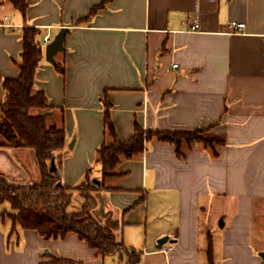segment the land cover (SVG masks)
I'll list each match as a JSON object with an SVG mask.
<instances>
[{"label":"crops","instance_id":"crops-1","mask_svg":"<svg viewBox=\"0 0 264 264\" xmlns=\"http://www.w3.org/2000/svg\"><path fill=\"white\" fill-rule=\"evenodd\" d=\"M27 3L24 17L0 0V76L19 77L23 28L37 27L44 54L35 90L51 106L37 112L65 127L66 145L55 153L63 184L75 188L90 168L101 179L108 105L123 139L136 121L152 130L202 129L213 144L184 142L178 152L153 137L141 155L123 158L121 174L95 193V215L139 248L137 264H210V240L215 264H264V0ZM64 24H71L66 49L54 64L45 37ZM6 95L0 81V105ZM27 156L37 161L33 148L0 146L1 175L36 182L40 170L32 172ZM6 217L0 264H107L116 255L103 257L73 231L45 238L20 223L14 229Z\"/></svg>","mask_w":264,"mask_h":264},{"label":"trees","instance_id":"trees-1","mask_svg":"<svg viewBox=\"0 0 264 264\" xmlns=\"http://www.w3.org/2000/svg\"><path fill=\"white\" fill-rule=\"evenodd\" d=\"M8 1L26 17L27 0ZM98 7H94L90 15ZM39 33L40 30L35 26L23 28L21 73L17 78L0 76L7 91L6 100L0 105V135L3 139L0 146L33 148L40 167V178L30 184H20L0 175V205L7 202L12 208L0 212V216L7 214L12 219L14 229L20 223L24 228L36 229L45 238H61L69 232H76L103 257L126 254L127 264H137L141 258L140 252L128 248L111 225L101 222L94 215L92 210L98 203L95 193L106 187L109 179L121 174L116 168L123 158L141 155L145 151L146 142L153 137L176 144L178 152L184 142L191 144L200 141L209 145L214 141L204 137L202 129L152 130L146 129L139 121L134 124V133L123 139L116 130L108 105L104 114L106 139L98 149L102 172L100 181H94L90 168L81 185L75 188L64 185L60 161H56L58 169L53 171L50 163L55 153L66 145L65 127L51 122L49 112H37L51 107L44 91L35 90L36 73L44 54V46L38 40ZM56 65L64 72L59 63ZM75 189L82 195L83 204L78 210H70ZM143 199L141 197L134 205ZM208 256L210 264H215L211 240Z\"/></svg>","mask_w":264,"mask_h":264},{"label":"water","instance_id":"water-1","mask_svg":"<svg viewBox=\"0 0 264 264\" xmlns=\"http://www.w3.org/2000/svg\"><path fill=\"white\" fill-rule=\"evenodd\" d=\"M71 26L70 25H63L59 32L54 36V38L52 40H50V42H48L46 44V47H45V53H46V59L52 63H56L57 60H56V55L60 52V51H63L66 49L65 47V44H64V41H65V38H66V34L69 30V27ZM50 169L53 171L55 169H58V166H57V162H56V156H53L52 160H51V163H50ZM95 182H98L100 180L98 179H94ZM220 225L223 226L224 225V221L221 220L220 222ZM169 240V237L168 236H164L162 238H160L158 240V243L159 244H164L165 242H167ZM261 256L263 257L264 259V252H261Z\"/></svg>","mask_w":264,"mask_h":264},{"label":"rangeland","instance_id":"rangeland-1","mask_svg":"<svg viewBox=\"0 0 264 264\" xmlns=\"http://www.w3.org/2000/svg\"><path fill=\"white\" fill-rule=\"evenodd\" d=\"M1 136V135H0ZM27 162H28V165L32 168V172H34L35 170L38 171L40 170V167H38V163L37 161H34L31 157L27 156ZM61 163V162H60ZM36 164V165H35ZM35 166V167H34ZM100 169V168H99ZM40 172V171H39ZM101 172V171H100ZM2 173H0L1 175ZM40 178V176H39ZM85 181V180H84ZM83 181V182H84ZM83 182H80L78 185H81ZM16 183H20V184H30L28 181H23V180H18V182ZM82 204H83V197L82 195L80 194L79 191H73V200H72V203L71 205L69 206V209L70 210H78L82 207ZM98 206V203L96 205V207ZM95 208H93V213L95 215ZM6 210H12L11 208V205L9 203H4L2 205H0V212L2 211H5ZM4 216L6 218H8V215L7 214H4ZM96 216V215H95ZM97 217V216H96ZM98 218V217H97ZM99 219V218H98ZM101 221V219H99ZM102 222V221H101ZM137 250L139 248H136ZM127 262V257L126 256H121L119 254H116L115 257H110L109 258V262L107 264H126Z\"/></svg>","mask_w":264,"mask_h":264},{"label":"built area","instance_id":"built-area-1","mask_svg":"<svg viewBox=\"0 0 264 264\" xmlns=\"http://www.w3.org/2000/svg\"><path fill=\"white\" fill-rule=\"evenodd\" d=\"M232 25H233V26H236V27H240V28L245 27V23H243V22H242V23H241V22H240V23H237L236 21H233V22H232ZM196 27H197V24L194 23L193 28H196ZM45 42H47V43L50 42V38H49V36H46V37H45ZM175 66H177V64H175Z\"/></svg>","mask_w":264,"mask_h":264}]
</instances>
